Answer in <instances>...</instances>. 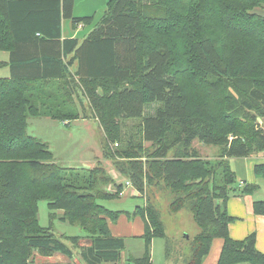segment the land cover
<instances>
[{
  "label": "trees",
  "instance_id": "1",
  "mask_svg": "<svg viewBox=\"0 0 264 264\" xmlns=\"http://www.w3.org/2000/svg\"><path fill=\"white\" fill-rule=\"evenodd\" d=\"M142 1L155 12L150 4L139 6ZM73 4L61 0V17L74 26L90 23L92 17L72 16ZM263 6L264 0H106L104 15L85 39L61 45L58 0H0V51L8 54L0 65L10 73L0 78V264H36L35 252L73 257L51 227L40 226L42 200L51 219L61 211L60 221L82 229L89 245L77 249L85 264H115L122 258L125 240L114 237L108 225L122 212L98 201L116 198L123 185L116 194L100 190L111 180L102 169L81 174L60 167L48 144L27 133L30 117L78 119L57 88L44 90V84L69 74L83 82L125 83L98 98L106 136L102 153L143 191L142 162L116 160L133 159L135 147L115 152L108 146L119 140L112 118L141 120V140L153 147L147 181L162 184L173 197L170 212L187 208L200 229L185 264H202L214 239L223 241L217 264H264L254 234L239 241L229 237L233 218L226 207L236 192L229 159L264 152V126H259V119L264 121V16L255 11ZM174 39H181L185 50L173 52L179 47ZM187 49L193 60L176 61L175 56L188 57ZM155 104H160L155 113L145 115ZM194 140L219 148L216 160L201 159ZM254 174L264 179V162ZM255 189L248 184L241 193ZM252 209L264 215V200L254 201ZM128 217H139L145 233L143 256L127 261L149 264L152 240L167 239L163 222L151 206L137 207Z\"/></svg>",
  "mask_w": 264,
  "mask_h": 264
},
{
  "label": "rangeland",
  "instance_id": "2",
  "mask_svg": "<svg viewBox=\"0 0 264 264\" xmlns=\"http://www.w3.org/2000/svg\"><path fill=\"white\" fill-rule=\"evenodd\" d=\"M99 2L100 0H87L86 6L98 9L100 7ZM141 4L145 7L152 6L148 1L138 3L139 6ZM83 7H85V2L82 4ZM154 8L152 6V10L155 12ZM102 12L99 11L87 27H90V24L93 25L103 14ZM174 40L178 42L174 41L173 46L178 45L179 47H174L173 52L180 53L181 50H185V45L181 39ZM187 52L188 57L175 56V60L183 62L187 59V61H192L193 56H191L188 49ZM7 59V52L0 51V62H4ZM9 75L8 67L5 64L0 65V78L8 77ZM44 85L45 91L49 90L48 86L57 88L56 93L59 98L69 102L70 107L78 113V119L67 123L52 120L49 117H30L27 120V133L48 144L54 156V162L60 167L70 168L81 174H87L88 170L94 168L102 169L104 172L103 176L112 181L110 180L107 186H101L99 188L100 190L116 194L115 192L118 190L117 186L123 185L125 192L123 191L124 194L122 196H120L121 193L118 195L119 197L117 196L114 199H101L98 201L106 209L114 212L121 211L122 213L132 215L137 207H142L144 210L148 206L153 207L163 222L167 237V239L157 238L155 240L156 246L158 247H155V263L163 264L166 260H169L172 263L174 261L176 264H185V260L190 254L192 238L200 229L193 221L192 214L187 208L177 213L170 212L169 205L173 197L162 184L154 180L151 183L147 181L145 171H147L148 166L146 163H148V154L152 152L153 147H151V144L143 143L141 140V120H126L121 117L112 118L114 123L118 124L117 134L119 140L114 141V143L111 141L108 142V146L115 152L122 151L127 146L135 147L136 156L133 159H131L132 157L129 160L123 157H117L116 160L119 164H127L130 160L142 162L143 176L141 178L143 181V191L136 190L130 180L117 170L114 159L105 158L102 153L101 148L105 147L106 136L101 124L104 116H102L103 110L98 98H102L104 93L108 96L112 95L115 90L123 87L125 83L83 82L74 78L72 74H69L64 80L53 81L50 85ZM158 106L160 104L147 107L145 115H153ZM99 116H102L101 119ZM105 116L107 117V114ZM259 120V126H264L263 119ZM139 145H141L140 149H138ZM192 146L197 150L203 160H216L219 154V148L202 145L197 140L193 141ZM169 156H172V152H170ZM98 176L99 178L102 177L100 175ZM112 177L115 178L113 179ZM127 181L130 182V185H128L130 187H125ZM259 185L261 189L258 191V199H264V181H261ZM50 212L46 201L42 200L38 203V222L40 226L51 227L56 238L63 242L64 238L62 236H84V232L79 226L59 220V215H61L60 211H54L56 217L53 219L50 218ZM131 222L132 218L130 219ZM121 227V223L118 222L115 228ZM65 241L67 240L65 239ZM67 242L64 243L69 246ZM135 248L136 243L128 240V245L122 252L124 259L120 260L118 264H128L129 261H127V258L133 253Z\"/></svg>",
  "mask_w": 264,
  "mask_h": 264
},
{
  "label": "crops",
  "instance_id": "3",
  "mask_svg": "<svg viewBox=\"0 0 264 264\" xmlns=\"http://www.w3.org/2000/svg\"><path fill=\"white\" fill-rule=\"evenodd\" d=\"M46 3H54V0H43ZM73 8H72V16L73 17H94L97 16V13L100 11L103 14L99 17V19L93 24H90V27L87 25L80 23L74 26L70 19H64L61 17V0H58L59 4V29H60V38L59 42L62 45V42L66 39H77L79 43H81L86 36L93 30L94 26L99 22L106 11V0H100V7L98 9H94L91 6L87 7V0H73ZM85 2V7L82 8V4ZM258 14L264 16V6L262 8H257L255 10ZM50 16H48L49 18ZM49 20V19H48ZM47 20V21H48ZM70 21V22H69ZM72 55L66 57L63 61H68ZM70 70V69H69ZM58 81V80H57ZM47 118V117H45ZM51 119V118H49ZM53 120V119H52ZM69 123V122H67ZM231 161V166L235 174L236 184L235 189L236 192L232 193L227 201V213L228 216L233 218V221L228 224V234L229 237L233 240H243L250 234L255 235V247L256 249L264 254V215H256L253 212L252 204L256 200H264L258 199V191L261 189L260 183L264 181L263 178L257 177L254 174V167L258 164H262L264 162V152L256 153L244 158H234L229 159ZM113 179L115 177H112ZM254 184L256 188L251 193H241V191L248 185ZM125 187H130L125 185ZM110 191V190H109ZM124 191V188H123ZM122 191V196L124 193ZM125 192V191H124ZM111 193V192H110ZM121 212V211H120ZM60 213H62L60 211ZM129 214L122 213L117 222L115 224L109 222L110 232L114 237L123 238L125 240V248L128 245V240L136 243V248L133 250V253L129 255L130 258L140 259L144 254V240L141 238L144 233V224L143 221L139 217L132 218V222L130 223V219L128 217ZM118 222L121 223V228H115ZM196 235V234H195ZM194 235V236H195ZM79 238L77 244H74L73 241H70V238ZM64 238L63 243L67 242L69 244L65 245L69 247L73 252V257L67 258L62 254H54L50 257L40 256L37 252L33 254V260L36 264H85L79 256L77 247L88 246L89 241L86 238L85 234L83 237L80 236H62ZM65 239L67 241H65ZM155 240H152L151 243V257L149 264H156L155 262ZM223 246L222 239H214L211 243L210 250L206 258L203 260L202 264H217L221 250ZM124 248V249H125ZM128 257V258H129ZM127 258V259H128ZM124 259L123 253L121 260ZM169 260H166L163 264H171ZM113 264V263H108ZM118 264V263H115ZM123 264V263H122ZM128 264H134V262H129ZM162 264V263H157ZM172 264H176L174 261Z\"/></svg>",
  "mask_w": 264,
  "mask_h": 264
},
{
  "label": "bare ground",
  "instance_id": "4",
  "mask_svg": "<svg viewBox=\"0 0 264 264\" xmlns=\"http://www.w3.org/2000/svg\"><path fill=\"white\" fill-rule=\"evenodd\" d=\"M126 185H129V183H127ZM122 193V192H121Z\"/></svg>",
  "mask_w": 264,
  "mask_h": 264
}]
</instances>
